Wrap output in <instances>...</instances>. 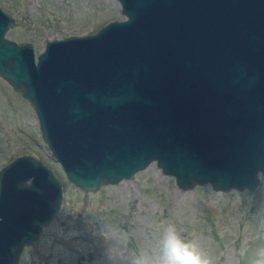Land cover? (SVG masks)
I'll list each match as a JSON object with an SVG mask.
<instances>
[{
  "label": "water",
  "instance_id": "water-1",
  "mask_svg": "<svg viewBox=\"0 0 264 264\" xmlns=\"http://www.w3.org/2000/svg\"><path fill=\"white\" fill-rule=\"evenodd\" d=\"M123 19L32 44L4 36L0 77L83 190L155 161L182 190L253 189L264 172V0H116ZM61 184L36 156L0 166V264L55 216Z\"/></svg>",
  "mask_w": 264,
  "mask_h": 264
},
{
  "label": "rangeland",
  "instance_id": "rangeland-1",
  "mask_svg": "<svg viewBox=\"0 0 264 264\" xmlns=\"http://www.w3.org/2000/svg\"><path fill=\"white\" fill-rule=\"evenodd\" d=\"M14 23L4 36L32 44L96 31L123 19L116 0H0ZM36 156L61 184L60 206L39 234L21 248L16 264H126L131 253L155 254L163 227L175 224L213 264H250L264 247V180L253 189L182 190L155 161L116 183L83 190L67 180L42 140L29 101L0 77V166L16 155ZM261 173V172H259Z\"/></svg>",
  "mask_w": 264,
  "mask_h": 264
},
{
  "label": "clouds",
  "instance_id": "clouds-1",
  "mask_svg": "<svg viewBox=\"0 0 264 264\" xmlns=\"http://www.w3.org/2000/svg\"><path fill=\"white\" fill-rule=\"evenodd\" d=\"M264 180V172L258 173ZM126 264H213L210 256L204 253L195 240L182 236L175 224L167 223L160 235L155 254L145 250L131 253ZM250 264H264V247L257 250Z\"/></svg>",
  "mask_w": 264,
  "mask_h": 264
}]
</instances>
